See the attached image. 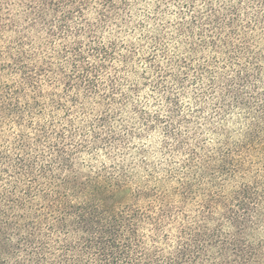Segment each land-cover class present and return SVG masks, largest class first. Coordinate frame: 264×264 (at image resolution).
Listing matches in <instances>:
<instances>
[{
  "label": "trees",
  "instance_id": "16d2710c",
  "mask_svg": "<svg viewBox=\"0 0 264 264\" xmlns=\"http://www.w3.org/2000/svg\"><path fill=\"white\" fill-rule=\"evenodd\" d=\"M0 21V264H264V0H0ZM155 128L179 163L130 147Z\"/></svg>",
  "mask_w": 264,
  "mask_h": 264
},
{
  "label": "rangeland",
  "instance_id": "374dc122",
  "mask_svg": "<svg viewBox=\"0 0 264 264\" xmlns=\"http://www.w3.org/2000/svg\"><path fill=\"white\" fill-rule=\"evenodd\" d=\"M17 1L18 0H16V2ZM144 8H145V10H147L151 14V12L154 11V8H155V2L149 1L147 6H144L143 8H138L137 11L135 12V16H134V19L136 21H140V20L145 19V15L143 12ZM163 11L166 12V15H167L164 17V19H165L164 21H169V23H170L171 19L174 18L173 17V8L172 7H168L167 9L164 8ZM19 12H21V10L18 8H15L10 17H15L16 19L21 21V17H23V15H22V13H19ZM4 17H5V15H4ZM6 17H8V16H6ZM162 21H163V19H162ZM3 23L6 24L5 22L0 21V25H2ZM154 24H155L154 21L151 20V22L149 24L150 26L148 25V29H149L151 35H155L157 33L154 29V27H155ZM2 30H4V29H2ZM139 32L140 31L137 30L136 31L137 34L136 35L133 34L131 36L130 40L138 43V39L136 38V36L138 35ZM9 34H10V30L6 29L5 35H9ZM33 34H35V33H33ZM143 64L144 63H142V61L139 60L138 57L134 58L135 70L137 69L138 72H140V69L142 68ZM131 78H133V76H131ZM148 92L149 91L146 88H144L143 91L141 92L140 96H139L138 101H141V100L144 101L145 99L148 98V101L146 102V106H147V108L152 109L154 107L153 106L154 103H153L152 97L148 96ZM193 93H194L193 87L189 86L188 90H187V94H185L183 96V99H182V103L184 105L185 114H186V120H187V118L191 117V114H192L191 112L197 109V108L195 109V107H193V99H192V97L194 95ZM213 106H214V101H210L205 110L197 111V113H196L197 117H194L197 119L192 120V122L196 121L192 124L194 127L192 131L195 132V135L191 137L192 143H194L195 141L196 142L199 141V139L205 141V139L207 140V137L208 138L210 137L208 126L203 124V120H201L202 119L201 117L206 116V115H208V116L211 115V113H213ZM181 124H183L182 125L183 126L182 131L185 132L186 131L185 123H181ZM232 127H233V125L231 126V128ZM235 138H236V136H235ZM193 139H194V141H193ZM210 139H213L212 135H211ZM164 141L165 140H164L163 134L160 131V129L155 128L154 130L152 129V130L148 131V134L143 133L142 136H138V137L134 138L130 142V147H134V149L137 147H145L146 151H147L148 159L150 161H152L158 167L163 166L164 164L169 163V162L179 163L178 161L181 158V153H178L176 151L171 153V151H168V149H166L164 147ZM132 154L134 155L135 152L133 151ZM101 157H102L101 159H104V156H101ZM160 163H162V165H160ZM42 188H44V189L48 188V183L44 182ZM172 233H174V232H172ZM76 237L78 238V234L72 238L73 241L76 240Z\"/></svg>",
  "mask_w": 264,
  "mask_h": 264
},
{
  "label": "clouds",
  "instance_id": "9594fccd",
  "mask_svg": "<svg viewBox=\"0 0 264 264\" xmlns=\"http://www.w3.org/2000/svg\"><path fill=\"white\" fill-rule=\"evenodd\" d=\"M144 67H147V65H144Z\"/></svg>",
  "mask_w": 264,
  "mask_h": 264
}]
</instances>
